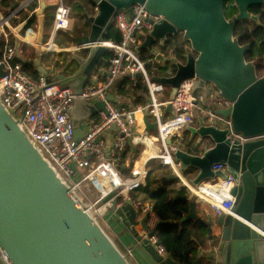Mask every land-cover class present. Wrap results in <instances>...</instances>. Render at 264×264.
Listing matches in <instances>:
<instances>
[{
  "label": "water",
  "instance_id": "1",
  "mask_svg": "<svg viewBox=\"0 0 264 264\" xmlns=\"http://www.w3.org/2000/svg\"><path fill=\"white\" fill-rule=\"evenodd\" d=\"M92 1L98 5V11L88 14L90 32L75 39L81 49L73 50L54 83L81 92L85 80L106 61L105 54L111 51L104 44L105 34L114 24L119 9L132 13L133 4L144 3L151 14L161 16L153 20L152 27L137 46L138 52L147 48L161 62L170 60L171 55H164L156 45L164 46L170 37L182 34L181 42L188 44L192 52L185 63L176 64L174 75L159 79L170 85L169 98L175 97L183 79L196 76L194 90L202 89L207 94L215 89L218 97L231 102L230 106L219 108V112L232 118L233 130L256 137L242 142L229 134V127L221 128L216 121L206 124L203 116L197 114V122L189 125L186 133L191 145L185 148L184 141L174 152V158L180 163L183 176L187 170L193 172L187 180L192 186L217 175L227 177L232 173L239 183L233 190L236 196L233 210L237 216L223 214L215 221L208 212L209 222H206L197 214V200L190 196V210L182 220L195 219L202 223L207 227L209 238H213L214 221L221 227L216 259L211 258L210 263L264 264V76L259 74V62L246 58L251 44H242V34H235L238 21L259 20L249 8L264 4V0H231L234 3L231 7L226 6L228 0ZM46 6L45 0H41L39 44L44 42ZM226 7L235 8L236 13L228 17ZM22 60L40 65L39 59L22 57ZM55 66L60 65L56 63ZM40 67L42 73L48 74ZM4 75L5 69L0 63V77ZM109 99L116 100L114 94H110ZM104 109L103 101L88 104L77 98L71 108L75 136H79L82 118ZM166 110H171L170 104ZM144 121L147 130L155 129V122L147 117ZM110 144L111 132H108L107 148ZM215 164H224L226 170H214ZM175 176L174 173L168 178ZM113 195L109 194L105 200ZM179 196L188 198L186 194ZM113 203L112 209H116L128 230L157 263L181 264L171 254L161 257L149 239L143 238L136 229L139 209L131 198L117 208L116 200ZM146 219L147 215H143L141 225L144 229L147 228ZM200 250L205 257L206 250ZM0 253L5 257L1 259L3 264H132L102 222L77 200L70 186L30 140L20 119L2 101ZM192 264H201V260Z\"/></svg>",
  "mask_w": 264,
  "mask_h": 264
},
{
  "label": "built area",
  "instance_id": "2",
  "mask_svg": "<svg viewBox=\"0 0 264 264\" xmlns=\"http://www.w3.org/2000/svg\"><path fill=\"white\" fill-rule=\"evenodd\" d=\"M233 4V1L228 0L226 6L231 7ZM20 9L17 8L13 13ZM38 9L33 8L31 13H36ZM97 11L98 5L95 4L93 14ZM71 13V7L64 0H57L53 36L58 30L70 29ZM160 18L159 15L151 14L144 3L133 4L132 13L127 9H119L115 14L114 25L120 31V40L104 42L111 49L107 58L108 69L103 78L90 80L80 93L68 85L54 83L48 74L33 78L23 64L15 60L16 47L7 42L0 56V63L5 69V75L0 77V101L20 119L30 140L70 186L77 200L101 222L105 213L114 205V200L117 207L131 198L136 208L147 215V228L141 226L140 233L143 238L149 239L161 257L166 258L170 253L158 241L156 227L160 218L154 203L133 197L134 191L147 184L150 161L158 159L175 174H179L180 163L175 160L174 152L185 141L188 126L197 122V114L203 116L206 124L216 121L221 128L229 127V134L242 142L256 137H247L233 130L232 118L219 112V108H226L231 102L218 97L215 89H210L207 94L202 89L194 90L198 79L196 76L183 79L173 99L159 98L166 90V85L154 79L148 71L149 63L157 59L142 58L137 46L141 43L139 35L146 34L153 20ZM5 23L8 24V19L0 13V35L7 40ZM181 38L182 34L178 36V41L184 45ZM53 46L52 40H49L40 45V49L52 50ZM74 49L80 50L81 46L75 44ZM123 74H129L133 83L136 81L134 74L141 75L149 93L148 103L124 108L109 99L117 80ZM77 98H82L88 104L97 101L105 103V109L98 110L97 122L78 137L75 136L71 114ZM168 104L171 105V115H166ZM140 113L152 118V122L156 123L154 130L147 131L145 123L138 120L137 114ZM140 124L143 125L142 131ZM108 132H111L109 148ZM130 142L144 146L133 165L122 171L119 162ZM213 169L226 170V166L215 164ZM238 184L234 175L229 173L227 177L217 175L197 186L187 184V188L195 199L207 203L216 215L237 216L233 210L236 199L233 190ZM200 191L207 198H200ZM111 193L114 195L106 201L105 198ZM211 248L216 251L217 245L212 243ZM130 254L131 251H128ZM3 258L0 253V264H3Z\"/></svg>",
  "mask_w": 264,
  "mask_h": 264
},
{
  "label": "crops",
  "instance_id": "3",
  "mask_svg": "<svg viewBox=\"0 0 264 264\" xmlns=\"http://www.w3.org/2000/svg\"><path fill=\"white\" fill-rule=\"evenodd\" d=\"M16 1H19V5L16 7H13V6L4 7L0 2V13H1V15L5 16V18L8 19V24L5 23V25H4L5 30L8 33V37H7L8 39L7 40L5 39V43L0 44V45L2 48H4V45L8 42L9 44L15 46L16 51H17L16 56H17L18 61L23 64L24 69L33 78L39 77L40 74H45V73H42L40 70V68H41L40 66H42V68H44L48 71V75H50L52 80L55 81L56 75L60 72L61 68H64L65 63L69 61L70 56L72 55V52H73L75 44H76L75 42H72V40H73L72 38H70L71 40H69L67 38L59 39V41L57 42V37H58L57 33L55 36H53L54 15H55V7H56L57 0H45L47 6L45 9V13H44V28H45V30H44V42H43V44L45 42H48L49 40H52V42L54 44L52 50H41L40 45H42V44L38 43V34H39V29H40V15L38 12L40 10L41 0H39V1H36V0H16ZM33 2L37 3V5L34 8L39 7L38 11L34 14L31 13V10L33 9L31 7V4ZM64 2L68 6H70L71 9L76 10L79 13V18H81V19L84 18L83 15L87 18V21H88L87 25H86V23L84 24L83 20L79 23V25L81 26V28H80L81 31H80V33H78V36L81 37L82 35L89 33L90 29H91V23L88 19V14L89 13L93 14V7H94L95 3L92 0H64ZM81 5L84 7L83 8L79 7ZM17 8H21V9L18 12L13 13V11L16 10ZM31 20H32V22L30 23ZM74 21L72 22V19H71V26H73V27L75 24ZM61 30H64V29H61ZM68 30H72V28L70 27V29H68ZM139 36H140V40L142 42L144 37H145V34H140ZM19 43H20V47H18ZM156 46L162 52V49H161L162 46H159L158 44ZM184 48L189 52V53L187 52L188 54H186V61H187L188 55L192 51H191V48L188 44L184 45ZM162 53L166 56L171 55V59L166 60L165 62H161V61L157 60L160 62L161 66H167V68H168L167 72H171V68L173 69L172 65L174 66V64H175V66H176V64L178 62H182V61H179L176 56H174L173 54H170L169 52H165V53L162 52ZM109 54L110 53L105 54L106 61L104 63L100 64L99 67L96 69V71L93 72V74L85 80L83 86L85 84H87L92 79L103 78L104 73L108 69L107 58H108ZM139 54H141L140 55L141 57L148 59V58H151L150 54H152V53L145 48V49H142L141 52H139ZM22 57H24L28 60H34V61L36 59H39L40 65H36L34 63H29V62L25 63L22 60ZM185 62H183V63H185ZM56 63H59V65H60L58 68L55 66ZM152 64L153 63H149L148 67L151 66ZM174 73H169V75H165L166 74L165 73V74H163V76H160V77L152 75V77L156 80H159L162 77L174 75ZM134 77L136 78L135 83L132 82L131 76L129 74H123L117 80V82H116V84L112 90V94H114V96L116 97L115 102L119 106H122L124 108H133L137 104L144 105V104L149 102V100H150L149 93L147 91L146 85H145L141 75L140 74H134ZM165 85H166V90L163 93H161L159 96H163L165 94L170 95V91L167 89L168 86L170 87V85H168V84H165ZM170 90H171V87H170ZM160 99L163 100L165 98L163 97ZM165 111H167L166 115L172 114L171 110L165 109ZM137 117H138L139 121L142 120L145 123V121H144V119L146 117L145 115L140 113V114H137ZM98 118H99L98 111L95 114H93L87 118H82L80 120V123L78 126L79 136L82 135L84 133V131L89 129L93 123H96ZM147 118L149 119L150 122H152V118L150 116H148ZM140 126H141L140 130L142 131L143 125L140 124ZM146 129H147V126H146ZM147 131L150 132L152 130H147ZM190 145L191 144L189 143L188 137H187L185 142H184V147L188 148ZM143 146H144V144H135L132 142H130L129 145L127 144V146H126L127 148H126V150L122 156V160L119 162V168L122 171H124L125 168H130L133 165L134 160L137 159L138 156L140 155ZM165 166H167V165H165ZM167 167L170 168L169 166H167ZM181 173H182L181 170H179V174H176L177 176H175L178 178L177 182H179V180H180L183 183L182 184L183 186L180 188H186L188 190L186 184L189 185V183L187 182V180H190L188 178L192 177L193 172L191 170H187L185 176H183V173L182 174ZM173 174H174V171H173ZM177 182H175V183H177ZM170 186L171 185H169V187ZM171 187H174V186H171ZM175 188H178V187H175ZM187 195H188V198H190V196L192 197L191 194H187ZM133 197L144 199V194L142 192H140V189H138L137 191L133 192ZM200 198L205 199V197H200ZM123 202L120 205H122ZM204 204H205V202L197 200V214H198V216L200 218H202L204 221L209 222L208 212H210L212 214V216L214 217V220L216 221V219L218 218V215L213 213V211H211L209 209L207 204H205L206 206H204ZM119 206H117V207H119ZM111 210L114 211V213L118 219V223H117L116 227L111 226L107 221H105V216ZM115 210L116 209L110 208L105 213L102 222H104L105 226L108 229H110L111 233H113L114 240L116 241L118 246L123 250V252H125L128 255V251H131V254L128 255V257H129L130 261L132 262V264H159L139 244V242L135 239L133 234L128 230V228L125 226V224L120 219V217L116 214ZM142 217H143V214L139 211L137 219L135 221V227L137 230H139L140 227L142 226L141 225ZM192 220H195V219H192ZM195 221L198 222L197 220H195ZM215 221L213 222V225H212V236H213V238H209V233L207 232V227L201 223L206 228V237L204 239V246L201 248H203L207 252V255L205 257L202 256L201 250H200V253L197 255L195 260L200 259L201 264L209 263L211 261V258L213 260L216 259V251H214L211 248V244L212 243H214L216 245L219 244L221 227ZM181 264H183V263H181Z\"/></svg>",
  "mask_w": 264,
  "mask_h": 264
},
{
  "label": "trees",
  "instance_id": "4",
  "mask_svg": "<svg viewBox=\"0 0 264 264\" xmlns=\"http://www.w3.org/2000/svg\"><path fill=\"white\" fill-rule=\"evenodd\" d=\"M0 2L4 7H16L19 5V1L16 0H0ZM36 5L37 3L33 2L31 7L34 8ZM79 7L83 8L84 6L81 5ZM31 22L32 20L30 23ZM259 33V39H263L264 33ZM120 37V31L114 24L105 34L106 40L117 42L120 40ZM4 43L5 38L3 35H0V44ZM161 49L164 53L169 52L170 54H173L179 61H186V54L188 51L184 48V45L179 43L178 37H170ZM261 50V56L264 59V48ZM150 56L155 57L153 54H150ZM15 60L18 61L17 56L15 57ZM172 67L173 69L171 68V72H167V66H161L159 61H155L148 67V71L151 75L160 77L165 73V75L174 73L176 70L175 64L174 66L172 65ZM263 70L264 66L260 65L258 69L260 75ZM168 175L170 174L164 164L159 160H152L149 163L147 184L139 189L140 192L144 194L145 200H150L154 203L155 211L160 218V222L156 227L158 241L167 248L174 260L183 264H191L200 253V248L204 246L206 228L195 220H182L190 210V199H184L179 195H187V189L169 187V185H173L177 182L178 178L175 177L169 179ZM165 176L167 178L166 180H163V177ZM203 188L208 190L206 187ZM200 197L207 198L205 195Z\"/></svg>",
  "mask_w": 264,
  "mask_h": 264
},
{
  "label": "flooded vegetation",
  "instance_id": "5",
  "mask_svg": "<svg viewBox=\"0 0 264 264\" xmlns=\"http://www.w3.org/2000/svg\"><path fill=\"white\" fill-rule=\"evenodd\" d=\"M249 11L257 15L259 20L247 19L238 21L235 26V34H242L240 38L242 44H251V47L246 52V58L248 60L257 61L260 65L264 66V59L261 56V49L264 48V38L259 39V32L264 33V4L253 5L249 8ZM235 13V8L226 7V14L228 17H231ZM194 123H196V121Z\"/></svg>",
  "mask_w": 264,
  "mask_h": 264
},
{
  "label": "rangeland",
  "instance_id": "6",
  "mask_svg": "<svg viewBox=\"0 0 264 264\" xmlns=\"http://www.w3.org/2000/svg\"><path fill=\"white\" fill-rule=\"evenodd\" d=\"M73 10V9H72ZM83 17L84 18H79V13L76 11V10H73L72 11V13H71V19H72V22L74 21L75 22V24H74V27L73 26H71V28H72V30H59V31H57V35H58V37H57V42L59 41V39H63V38H67V39H69V40H71L70 38H72L73 40H72V42H76L75 41V39L77 38V37H79L78 36V33H80V28H81V26L79 25V23L83 20V22H84V24L86 23V25L88 24V21H87V18L83 15ZM81 19V20H80ZM83 36V35H82ZM261 76H264V70L262 71V74H261ZM169 91H170V87L168 86V88H167ZM168 96L169 95H163V96H159L160 98H168ZM158 160V159H157ZM166 168H167V171H168V173L169 174H173V171L170 169V168H168L167 166H166ZM188 179H191V178H188ZM183 183L179 180V182H177V183H175V184H173V185H171V186H174V187H178V188H180V187H182L183 185H182ZM187 194H191V192L189 191V189L187 190ZM192 195V194H191ZM193 198H194V196H192ZM195 199V198H194ZM205 204H207V203H205ZM204 204V206H206ZM207 206L209 207V205L207 204ZM209 209L211 210V208L209 207ZM212 211V210H211ZM105 221H107L111 226H114V227H116V225H117V223H118V219H117V217H116V215H115V213H114V211L113 210H111L106 216H105ZM102 224H103V226H104V228L106 229V231L108 232V234L114 239V237H113V233H111V231H110V229H108L106 226H105V224H104V222H102ZM207 264H211L210 262L209 263H207Z\"/></svg>",
  "mask_w": 264,
  "mask_h": 264
},
{
  "label": "bare ground",
  "instance_id": "7",
  "mask_svg": "<svg viewBox=\"0 0 264 264\" xmlns=\"http://www.w3.org/2000/svg\"><path fill=\"white\" fill-rule=\"evenodd\" d=\"M198 194H200V196L204 195L201 191Z\"/></svg>",
  "mask_w": 264,
  "mask_h": 264
}]
</instances>
